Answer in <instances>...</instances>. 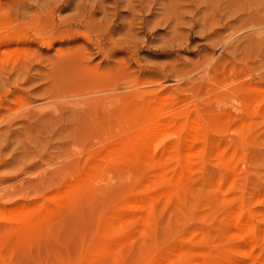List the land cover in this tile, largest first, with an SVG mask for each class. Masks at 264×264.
Segmentation results:
<instances>
[{
  "label": "rangeland",
  "instance_id": "obj_1",
  "mask_svg": "<svg viewBox=\"0 0 264 264\" xmlns=\"http://www.w3.org/2000/svg\"><path fill=\"white\" fill-rule=\"evenodd\" d=\"M162 263L264 264V0H0V264Z\"/></svg>",
  "mask_w": 264,
  "mask_h": 264
},
{
  "label": "bare ground",
  "instance_id": "obj_2",
  "mask_svg": "<svg viewBox=\"0 0 264 264\" xmlns=\"http://www.w3.org/2000/svg\"><path fill=\"white\" fill-rule=\"evenodd\" d=\"M161 124H162V123H161ZM163 127H164V126H163ZM191 135H192V134H191ZM148 136H149V135H148ZM150 136H151V135H150ZM204 146H205V145H204ZM140 148H141V147H140ZM200 149H201V148H199L198 151H199ZM135 150H137V149H135ZM194 150H195V149H194ZM111 151H112V150H111ZM187 151H188V150H187ZM189 153H191V152H189ZM192 153H193V152H192ZM167 154H168V153H167ZM183 154H184V153H183ZM187 154H188V153H187ZM170 156H171V155H170ZM185 160H186V159H185ZM85 173H86V172H85ZM147 176H148V175H147ZM177 177H178V176H177ZM138 181H139V180H138ZM91 192H92V191H91ZM135 195H136V194H135ZM152 199H153V198H152ZM142 208H143V207H142ZM142 208H141V209H142ZM109 210H110V209H109ZM24 211H25V210H24ZM24 211H23V212H24ZM38 211H39V210H38ZM43 214H44V213H43ZM131 217H132V216H131ZM135 217H138V215L135 216ZM133 218H134V217H133ZM129 219H130V218H129ZM142 222H144V221H142ZM31 223H32V222H31ZM141 228H142V227H141ZM141 230H142V229H141ZM245 230H246V228H245ZM139 232H140V231H139ZM247 232H248V231H247ZM118 233H119V232H118ZM137 233H138V232H137ZM138 236H139V235H138ZM113 239H114V237H113ZM98 240H99V239H98ZM105 240H107V239H105ZM107 241H109V240H107ZM103 242H104V240H103ZM103 242H102V243H103ZM98 244H99V243H98ZM86 246H87V245H86ZM110 246H111V245H110ZM126 246H127V245H126ZM178 251H179V250H178ZM80 258H81V257H80ZM113 261H114V260H113ZM204 261H205V260H204ZM163 263H164V262H163ZM163 263H162V264H163ZM205 263H207V262H205Z\"/></svg>",
  "mask_w": 264,
  "mask_h": 264
}]
</instances>
